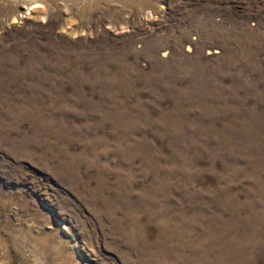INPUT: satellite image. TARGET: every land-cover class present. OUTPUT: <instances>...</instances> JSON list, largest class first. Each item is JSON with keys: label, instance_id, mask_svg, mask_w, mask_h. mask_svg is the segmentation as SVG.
I'll list each match as a JSON object with an SVG mask.
<instances>
[{"label": "rangeland", "instance_id": "1", "mask_svg": "<svg viewBox=\"0 0 264 264\" xmlns=\"http://www.w3.org/2000/svg\"><path fill=\"white\" fill-rule=\"evenodd\" d=\"M0 264H264V0H0Z\"/></svg>", "mask_w": 264, "mask_h": 264}]
</instances>
